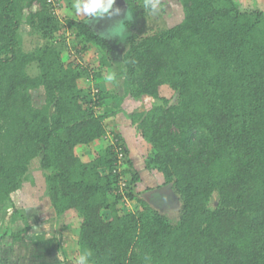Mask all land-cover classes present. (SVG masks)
<instances>
[{"label":"trees","instance_id":"16d2710c","mask_svg":"<svg viewBox=\"0 0 264 264\" xmlns=\"http://www.w3.org/2000/svg\"><path fill=\"white\" fill-rule=\"evenodd\" d=\"M65 1L0 0V210L21 216L13 197L37 161L61 230H76L75 259L89 250L90 264H264V11L178 0L175 25L139 35L126 19L114 36ZM123 1L145 16L140 0ZM142 98L156 103L126 113ZM119 114L148 146L154 189H138L124 138L106 141ZM156 195L177 202L175 216ZM23 220L3 246L21 241Z\"/></svg>","mask_w":264,"mask_h":264},{"label":"rangeland","instance_id":"374dc122","mask_svg":"<svg viewBox=\"0 0 264 264\" xmlns=\"http://www.w3.org/2000/svg\"><path fill=\"white\" fill-rule=\"evenodd\" d=\"M241 9H258L264 11V0H236ZM143 0H140V4L143 7ZM73 2L66 0L65 4L70 6ZM172 1L169 2L171 4ZM166 0H161L160 10L156 14L150 13L145 9V16L140 17L137 13L132 14L130 10L124 9L118 14H113L112 18L105 17L101 21L104 22V28L108 26L110 34H113V28L123 26V31L125 32V26L122 24L124 20L132 22V29L136 31L139 35L151 34L157 29L168 28L176 23H178L182 18V11L178 4V0L169 5ZM66 7V6H65ZM69 8L66 9V14L64 13L62 17L65 18L70 15L71 12H67ZM123 8H120V11ZM112 20V22H111ZM26 28L21 30L22 46L25 50L31 49L33 39L27 36ZM119 34V35H120ZM67 36V35H66ZM118 36V35H116ZM67 38V37H65ZM118 46H112V54L118 56L119 52ZM73 52V51H72ZM115 58H113L114 60ZM119 63L118 61H113V71H118ZM31 74H35V70L31 71ZM117 83L120 85L121 80L117 78ZM118 85V86H119ZM110 87V84L106 85V89ZM121 88V87H119ZM117 92L120 93L119 90ZM164 96H169L167 89L162 91ZM34 104L39 106L43 101V96L41 92L33 93ZM156 103L149 98H142L139 101H127L125 102L123 108L126 113H131L135 109L147 110ZM107 139L106 141L110 143L112 141V131L119 133L125 140V144L130 151V156L134 162V167L139 172L142 182L139 186V190H144L145 187L155 188L160 179L158 177H150L145 173L142 168V159L147 155L148 146L142 139L137 135L134 128H131L130 122L125 119L122 114H119L115 120L108 123L107 125ZM105 141V143H106ZM31 180L22 186V189L13 197L15 208L20 212L21 216L15 218L12 221V216L10 210H0V235L5 233L10 234V232H18L25 228V219L27 221L28 229L23 233L20 242L15 243L10 247L3 246L0 239V264H75V252H76V230H61V225L58 223L57 217L52 210L46 189L43 173L38 167V162L34 161L30 167ZM123 185V183H121ZM148 193H142V195H147ZM145 195V196H146ZM160 198H164L157 206L175 216L178 212L177 202L173 201L168 196L156 195ZM149 197V196H148ZM158 198V199H160ZM168 198L169 201L165 200ZM127 209L134 210L135 205L126 200L125 205Z\"/></svg>","mask_w":264,"mask_h":264},{"label":"clouds","instance_id":"9594fccd","mask_svg":"<svg viewBox=\"0 0 264 264\" xmlns=\"http://www.w3.org/2000/svg\"><path fill=\"white\" fill-rule=\"evenodd\" d=\"M116 0H74V16L83 17L87 20L103 19L106 16L111 17L113 14L120 12L119 8H113ZM161 0H143V8L147 9L150 13L156 14L160 10ZM111 10V11H110ZM123 26L114 27L113 34L119 35L123 31ZM109 80L113 77L109 76ZM92 253L89 250H83L76 257L75 264H90Z\"/></svg>","mask_w":264,"mask_h":264},{"label":"water","instance_id":"95a60500","mask_svg":"<svg viewBox=\"0 0 264 264\" xmlns=\"http://www.w3.org/2000/svg\"><path fill=\"white\" fill-rule=\"evenodd\" d=\"M126 6V4H125V2L123 1V0H116V2H115V4L113 5V8L115 9V8H123V7H125ZM111 11V10H110ZM152 193H155L154 191H152V192H149L148 193V196L150 195L151 196V194ZM167 193H170V190H167ZM146 195V194H145ZM147 196V195H146ZM147 196V197H148Z\"/></svg>","mask_w":264,"mask_h":264},{"label":"built area","instance_id":"2783aa9c","mask_svg":"<svg viewBox=\"0 0 264 264\" xmlns=\"http://www.w3.org/2000/svg\"><path fill=\"white\" fill-rule=\"evenodd\" d=\"M122 159H123V153H122V149L120 148V149H117V160H118L117 164H118V166L121 165ZM118 169L119 168H117V170Z\"/></svg>","mask_w":264,"mask_h":264},{"label":"flooded vegetation","instance_id":"af4514ba","mask_svg":"<svg viewBox=\"0 0 264 264\" xmlns=\"http://www.w3.org/2000/svg\"><path fill=\"white\" fill-rule=\"evenodd\" d=\"M120 12H122V10H121ZM158 198H160V197L157 196V198H156V200H158V202H160V203H164V202H166V201H164V202L161 201V200L164 199V198H160V199H158ZM165 200H167V202H171V201L168 200V198H166ZM153 203H154V204H160V203H156L155 201H154Z\"/></svg>","mask_w":264,"mask_h":264},{"label":"crops","instance_id":"0c3cea01","mask_svg":"<svg viewBox=\"0 0 264 264\" xmlns=\"http://www.w3.org/2000/svg\"><path fill=\"white\" fill-rule=\"evenodd\" d=\"M69 1H70V0H69ZM73 1H74V0H73ZM166 1H167V2H168V4H169V2H170V1H172V3H173V2H175L176 0H166ZM172 3H171V4H169V5H172ZM178 4H180V3H179V1H178ZM179 6H180V5H179ZM180 8H181V7H180ZM180 10H181V9H180Z\"/></svg>","mask_w":264,"mask_h":264}]
</instances>
